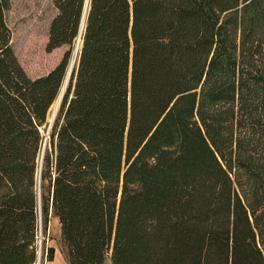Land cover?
I'll return each instance as SVG.
<instances>
[{
    "label": "trees",
    "instance_id": "1",
    "mask_svg": "<svg viewBox=\"0 0 264 264\" xmlns=\"http://www.w3.org/2000/svg\"><path fill=\"white\" fill-rule=\"evenodd\" d=\"M9 2L0 264L35 263L38 214L42 232L57 219L67 264H264V0H88L41 154L85 0H50L44 51L67 49L33 79L10 45Z\"/></svg>",
    "mask_w": 264,
    "mask_h": 264
},
{
    "label": "rangeland",
    "instance_id": "2",
    "mask_svg": "<svg viewBox=\"0 0 264 264\" xmlns=\"http://www.w3.org/2000/svg\"><path fill=\"white\" fill-rule=\"evenodd\" d=\"M54 14L55 10L50 0H10L9 9L4 13V21L10 33L12 51L24 74L30 79L42 76L51 70L67 49L66 46H61L50 53L44 51L48 23ZM258 61L259 70L264 75V46ZM74 63L75 60L73 65ZM56 103L57 100L53 105H50L46 124L40 130L43 135L42 146L45 143L47 130L50 126V116L53 115ZM262 132L261 139L255 145L257 149L255 156L259 163L264 164V129ZM38 218L36 231V245L39 250L38 264H49V262L67 264L60 241L57 219L50 215L46 230L42 232L40 215ZM42 244L48 248V256L52 255L51 260L40 258ZM104 264H109L108 259Z\"/></svg>",
    "mask_w": 264,
    "mask_h": 264
},
{
    "label": "water",
    "instance_id": "3",
    "mask_svg": "<svg viewBox=\"0 0 264 264\" xmlns=\"http://www.w3.org/2000/svg\"><path fill=\"white\" fill-rule=\"evenodd\" d=\"M87 1L88 0H85L84 2V7H83V11H82V16H81V21H80V26H79V31H78V36L76 38V41H75V45L73 47V51L71 53V56H70V59H69V63H68V66H67V70H66V73H65V77H64V80H63V86H62V90L60 91L59 93V96H58V99H57V104H56V107H55V110H54V114L50 116V122H49V125L51 124L52 120H53V117L55 115V112L58 108V105H59V102H60V99H61V96L64 92V89H65V86H66V83L68 81V78H69V75L71 73V70H72V67H73V62H74V59L76 57V54H77V50H78V44L80 43V33H81V30H82V26H83V22H84V15H85V11H86V6H87ZM42 150H43V146L41 147V152L40 154L42 153ZM40 165V158H39V164ZM37 201H39V191H38V184H37ZM38 207H39V203H38ZM39 215V214H38ZM37 219H39L37 217ZM38 221V220H37ZM39 222V221H38ZM36 262L38 261L39 259V250L37 249L36 251Z\"/></svg>",
    "mask_w": 264,
    "mask_h": 264
},
{
    "label": "bare ground",
    "instance_id": "4",
    "mask_svg": "<svg viewBox=\"0 0 264 264\" xmlns=\"http://www.w3.org/2000/svg\"><path fill=\"white\" fill-rule=\"evenodd\" d=\"M81 42V41H80ZM81 44V43H80ZM80 46V45H79ZM78 56V55H77ZM76 58V57H75ZM75 60V59H74ZM61 90H62V88H61ZM57 104V103H56ZM55 107H56V105H55ZM55 107H54V110H55ZM54 110H53V114H54Z\"/></svg>",
    "mask_w": 264,
    "mask_h": 264
},
{
    "label": "built area",
    "instance_id": "5",
    "mask_svg": "<svg viewBox=\"0 0 264 264\" xmlns=\"http://www.w3.org/2000/svg\"><path fill=\"white\" fill-rule=\"evenodd\" d=\"M35 263L38 264V261L36 262V260H35ZM35 263H34V264H35Z\"/></svg>",
    "mask_w": 264,
    "mask_h": 264
},
{
    "label": "crops",
    "instance_id": "6",
    "mask_svg": "<svg viewBox=\"0 0 264 264\" xmlns=\"http://www.w3.org/2000/svg\"><path fill=\"white\" fill-rule=\"evenodd\" d=\"M49 264H53V262H49Z\"/></svg>",
    "mask_w": 264,
    "mask_h": 264
}]
</instances>
